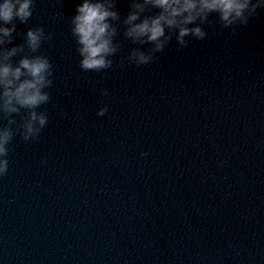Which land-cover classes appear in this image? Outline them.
<instances>
[{
  "label": "water",
  "instance_id": "water-1",
  "mask_svg": "<svg viewBox=\"0 0 264 264\" xmlns=\"http://www.w3.org/2000/svg\"><path fill=\"white\" fill-rule=\"evenodd\" d=\"M77 2L34 0L5 45L42 27L52 83L45 126L8 145L0 264H264V9L235 32L209 14L203 39L137 65L129 49L151 45L123 35L115 0L112 66L82 70ZM8 115L18 129L24 110Z\"/></svg>",
  "mask_w": 264,
  "mask_h": 264
},
{
  "label": "clouds",
  "instance_id": "clouds-1",
  "mask_svg": "<svg viewBox=\"0 0 264 264\" xmlns=\"http://www.w3.org/2000/svg\"><path fill=\"white\" fill-rule=\"evenodd\" d=\"M33 5L34 0H0V113L7 118L6 123L0 124V176L8 167V145L14 132L19 130L23 140L28 141L47 122L46 111L38 109L49 100L52 66L49 58L37 50L50 34L46 35L40 26L27 27L22 44L5 47L16 21L25 23ZM114 5L115 0H79L73 5L69 31L82 70L112 66L110 56L116 50L113 37L117 31L113 22L119 18ZM258 9H264V0H128L127 11L120 20L123 35L133 43L147 42L151 47L129 49L127 60L137 65L149 63L173 35L179 46L186 45V37L203 39L206 33L202 24L209 14H215L225 28L235 32L234 26L245 25ZM25 47L33 54H21L13 60ZM106 109L107 105L97 108V116ZM21 110L24 115L18 129H13L10 125L15 121L8 114Z\"/></svg>",
  "mask_w": 264,
  "mask_h": 264
}]
</instances>
